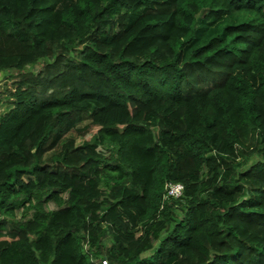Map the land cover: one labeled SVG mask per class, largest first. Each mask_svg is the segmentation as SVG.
<instances>
[{
  "label": "trees",
  "instance_id": "obj_1",
  "mask_svg": "<svg viewBox=\"0 0 264 264\" xmlns=\"http://www.w3.org/2000/svg\"><path fill=\"white\" fill-rule=\"evenodd\" d=\"M6 71L0 264H264V0H0Z\"/></svg>",
  "mask_w": 264,
  "mask_h": 264
},
{
  "label": "rangeland",
  "instance_id": "obj_2",
  "mask_svg": "<svg viewBox=\"0 0 264 264\" xmlns=\"http://www.w3.org/2000/svg\"><path fill=\"white\" fill-rule=\"evenodd\" d=\"M39 67H40V65H36L32 69L37 70ZM9 73H13L14 74L15 72L14 71H6L4 73L3 72L0 73V81H1L0 82V112L4 111V109L7 107V103H6V101H7L6 100V93L4 92L5 87H6L5 86V83L6 82H4L3 80H5L7 74H9ZM8 82H10V80ZM9 87H10V85H9ZM88 121L89 120H84L83 122H81L80 124L77 125V128L78 127L79 128H83V126L85 124H87ZM96 129H97V126L93 125L92 128H91V131L88 132V134H86L85 136L80 135L78 129H76V130H73L70 133V136H75L76 137V143L79 144L83 140H88L91 137V135L96 131ZM50 206L52 207L53 205H50Z\"/></svg>",
  "mask_w": 264,
  "mask_h": 264
},
{
  "label": "built area",
  "instance_id": "obj_3",
  "mask_svg": "<svg viewBox=\"0 0 264 264\" xmlns=\"http://www.w3.org/2000/svg\"><path fill=\"white\" fill-rule=\"evenodd\" d=\"M166 195L171 197H179L183 192V184L181 183H168L165 184ZM108 264V260L105 257H101L95 260V264Z\"/></svg>",
  "mask_w": 264,
  "mask_h": 264
},
{
  "label": "clouds",
  "instance_id": "obj_4",
  "mask_svg": "<svg viewBox=\"0 0 264 264\" xmlns=\"http://www.w3.org/2000/svg\"><path fill=\"white\" fill-rule=\"evenodd\" d=\"M183 193V192H182Z\"/></svg>",
  "mask_w": 264,
  "mask_h": 264
}]
</instances>
